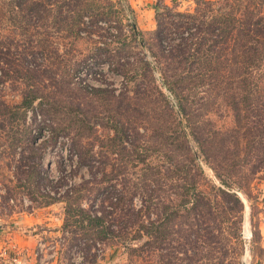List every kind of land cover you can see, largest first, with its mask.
<instances>
[{"label":"rangeland","instance_id":"1","mask_svg":"<svg viewBox=\"0 0 264 264\" xmlns=\"http://www.w3.org/2000/svg\"><path fill=\"white\" fill-rule=\"evenodd\" d=\"M98 1L112 3L114 19H120L117 29L109 27L108 30L109 33L122 34L128 46L124 45V53L127 55L122 57L130 61L141 60L142 64L145 61L150 63L141 68L144 77L141 81L142 87L138 91L131 86L126 91L121 78L113 70L115 67L110 61L108 51L103 49L104 44L97 50L88 39L73 40L65 36L64 32L56 33L54 29L42 26L37 29L36 40L43 38L48 51L43 55L28 53L26 58L21 60L24 49L28 52L25 41L33 32H27V36H16L12 33L13 37L11 36L7 43L12 41L10 50L13 53L8 55L7 61L3 60V54H0V67L20 70L5 75L0 72V252L6 247L1 242L7 234L31 232L43 233L42 242L46 246L35 257L44 263L53 260L54 264H187L184 253L190 255L187 252L189 244L186 240L190 218L186 215L185 207H176L180 216L172 218L167 227L162 224V219H159L158 209L155 217L160 222V233L165 235V232H168L166 238L164 236L163 239L157 240V248L152 253L141 252L146 246L145 238L131 240L130 246L136 249L132 252L126 242L118 238L108 237L100 241L94 238L95 233H91L89 229L87 233H81L75 226L64 228V204H40L45 201L42 196L51 189L50 183L44 180L42 185L40 180V186L37 187L25 175L20 174L21 170H30L29 167L35 165L46 178L62 177L60 182L52 183V186H58L61 191L71 184L77 187L85 179L91 182L85 184L84 190L81 189L84 201L82 205L86 210L112 212L113 216L123 219L124 222L128 220L131 205H127L132 201L134 209L140 207L139 195L132 193V190L139 185L140 181L136 176L144 167L139 161L141 157L134 158L135 155L132 154L134 146H160L157 134L155 135L158 123L156 116L160 105L159 90L164 93L167 104L176 109L175 99L168 90L159 87V84L162 81L161 73L164 71L162 64H165L162 53H167L168 46L176 43L180 37L171 27L177 20L174 17L167 19L161 16L164 19L163 24L168 20L173 22L166 25L171 32L159 48L160 44L154 34L157 27L155 12L166 6L174 10V13H193L198 7H202L201 1L214 3L216 9L233 4L232 0H172L164 4L163 0H151V4L150 0H136L134 5L136 8L140 7V10L130 6L132 13L121 16L117 14L119 8L116 5H129L128 0ZM151 8L154 11L152 14L149 12ZM132 22L136 23L141 32L142 48L136 46L137 40L131 36ZM106 25L110 26L109 23ZM125 34L128 37L125 38ZM4 45H0L2 51ZM59 61L65 62L67 67L74 62L73 72H76L71 78V71L67 77L63 76L62 69L58 68ZM165 71L171 72L170 68ZM172 72L175 70L172 69ZM28 91H35L34 94L38 98L32 108L25 110L20 104ZM135 103H139L141 107ZM46 108L49 109L44 112ZM133 108L136 109L134 116L131 115ZM193 109V114H200L197 119L203 122L202 129L211 134L225 132V144H229L232 156L238 154L239 160H242V166L235 172L237 178H233L239 183V187L234 186L232 189L243 203L242 222L240 226L234 227H240L242 235L237 264H259L263 255L261 245H264L259 230L261 222H264V121L259 120L256 114L262 111L252 108L250 112H245L248 116L245 121L247 127L250 130L256 129L253 127L261 130L260 139L254 140L249 136V146L252 145L249 150L241 147L238 128L235 130L236 135L231 136L235 123L230 108L220 105L214 109L208 108L207 112L196 107ZM120 123L128 129L126 139L112 142L114 133L111 128ZM63 128H67V131L76 128L88 135L89 140H84L90 143L89 147L93 153V166L90 171L79 166L77 168L75 158L71 157L64 145L68 137L63 134ZM154 131L155 133H152ZM37 133H41V137H35ZM191 145L195 150L196 144L192 141ZM255 146L258 148H253ZM255 156H259L263 163L258 165L260 167L257 171L253 169V166L257 165L256 159L253 160ZM199 163L204 177L201 189L208 190L207 185H217L218 182L211 168L202 161ZM163 167H167V163H164ZM165 183L161 181L157 186L165 189ZM115 189L117 192L129 189L122 205L114 209L107 202L100 204V199L103 200L108 191L110 193ZM31 218H34L36 223L32 222ZM221 225L230 226L227 222ZM121 226L123 232L131 233L128 237L131 239L135 229L131 227L128 230L125 225ZM243 233L248 234L247 238ZM49 243L56 246L54 259L49 257L52 252L47 248ZM201 263L203 262L200 261Z\"/></svg>","mask_w":264,"mask_h":264},{"label":"trees","instance_id":"2","mask_svg":"<svg viewBox=\"0 0 264 264\" xmlns=\"http://www.w3.org/2000/svg\"><path fill=\"white\" fill-rule=\"evenodd\" d=\"M201 3L202 7H198L193 13H174V10L166 6L155 12L157 27L154 34L160 44L159 48L171 32L166 25L173 22L168 20L164 26L161 16L177 20L171 27L180 37L176 43L168 46L167 53H162L165 64H162L164 71L159 84L175 99L176 109L167 104L164 93L159 90L160 105L156 116L158 123L156 133H152L157 134L160 146H134L132 154L135 155L134 158L141 157L139 161L144 167L143 172L136 176L140 181L139 185L132 190V193L139 195L140 207L134 209L132 201L127 205H131L129 221L124 222L113 216L112 212L86 210L82 205L84 201L81 189L84 190L85 184L91 182L85 179L77 187L71 184L61 191L58 186H52V183L60 182L62 177L46 178L35 165L30 166V170H21L20 174L25 175L37 187L40 186V180L42 185L44 180L50 183L51 189L42 196L45 201L40 204L48 206L56 202L63 203L64 228L75 226L81 233H87L89 229L91 233H95L94 238L100 241L108 237L118 238L126 242L132 252L136 249L129 242L145 238L146 246L141 252L152 253L157 248V240L164 236L166 238L168 234L160 233L156 212L160 210L159 219L167 227L172 218L180 216L176 207L183 206L190 218L187 226L189 233L186 234L189 244L187 252L190 255L184 253L187 264H200V261L203 262L201 264H237L242 235L240 227H234L240 226L242 222L243 203L232 189L234 186L239 187V183L233 178H237L235 172L242 166V160H239L238 154L232 156L229 144H225V132L211 134L204 131L203 122L197 119L200 114L195 115L192 111L194 107L205 112L208 108L214 109L220 105L228 107L233 111L235 123L231 136L236 135L235 130L238 128L241 147L250 150L252 145L249 146V136L254 140L260 139V129L253 127L256 129L250 130L247 127L245 121L248 116L245 112H250L252 108L258 109L262 112L256 116L264 121V0H232V5L220 9H216L215 4L209 1ZM116 6L119 8L117 14L121 16L132 13L129 5ZM111 8L112 3L98 0H0V45L5 44L3 51L0 48V54L7 61L8 55L13 53L10 50L12 41L7 43L13 37L12 33L27 36V32L31 31L33 33L25 41L28 52L24 49L20 58L25 59L28 53L43 55L48 50L43 38L36 40V32L38 28L45 26L54 29L56 33L64 32L65 36L73 40L88 39L97 50L104 44L103 49L108 51L115 67L113 70L121 78L126 91L131 86L139 91L144 79L141 68L150 63L145 61L142 64L141 60L130 61L122 57L127 55L124 53V45L128 46L122 34L109 33V27L117 29L120 20L114 19ZM18 30L22 32L17 33ZM130 33L137 40L136 46L142 48L141 32L135 22L130 24ZM126 37L128 35L125 34ZM59 64L58 68L62 69L63 76L67 77L70 71V78L75 74L74 62L70 67L63 61H59ZM9 68L0 67V72L5 75L20 71ZM166 68H170L171 72H166ZM34 92L28 91L22 97L20 105L25 110L32 108L37 101L38 97ZM135 104L141 107L139 103ZM47 109L49 108L44 112ZM135 113L136 109L133 108L131 115L134 116ZM111 129L114 133L112 142L126 139L128 129L123 124H114ZM67 130L62 129L63 134L68 137L64 145L71 157L75 158L77 168L79 166L90 171L93 153L90 143L84 140H89L88 135L76 128ZM135 134L137 135L136 131ZM35 137H41V133H37ZM192 141L196 144L195 150L191 145ZM254 158L257 165L253 169L257 171L260 167L258 165L264 161L262 163L259 156L253 157V160ZM199 161L211 168L218 182L217 185H207L208 190L201 189L204 177ZM164 163H167V167H163ZM158 181H165L167 187H158ZM114 191H108L106 197L100 199V204L107 202L114 209L120 207L122 200L129 194V189ZM224 222L230 226H222ZM121 224L128 230L131 227L135 229L131 239L128 238L131 233L123 232Z\"/></svg>","mask_w":264,"mask_h":264},{"label":"crops","instance_id":"3","mask_svg":"<svg viewBox=\"0 0 264 264\" xmlns=\"http://www.w3.org/2000/svg\"><path fill=\"white\" fill-rule=\"evenodd\" d=\"M170 0H163V4L164 3H169ZM135 2L136 0H128V4L129 6H131L133 9H138L135 7ZM139 2V1H138ZM152 3V1L150 0V4ZM141 12V11H140ZM150 14H152L153 8H151V10L149 11ZM139 18V17H138ZM32 222L36 223V220L34 218H31L30 220H32ZM262 227H264V222L262 221L259 227L260 230V235L263 238V243H264V229H262ZM42 234L43 233H14L11 232L10 234H7L4 238L5 240L1 243H4L3 245L6 246L4 247V249L2 251H7V253L9 255L12 256H17L20 259L21 264H42L38 258L35 257V255L37 254V243L40 242L42 240ZM243 235L245 236V238H247L248 234L247 233H243ZM1 247V244H0ZM262 249H263V255H262V260L260 261L259 264H264V245H261ZM1 253V252H0ZM39 261V263H38ZM55 261H49L46 264H54Z\"/></svg>","mask_w":264,"mask_h":264},{"label":"built area","instance_id":"4","mask_svg":"<svg viewBox=\"0 0 264 264\" xmlns=\"http://www.w3.org/2000/svg\"><path fill=\"white\" fill-rule=\"evenodd\" d=\"M172 2V0H170ZM46 244L42 242V240L40 242L37 243V253L41 252L43 249H45ZM48 250H51V254H50V259H54L55 256V248L56 246L53 245L52 243H49L47 245ZM42 264H46L44 262L41 261ZM0 264H21L20 259L17 256H12L6 253V251H3L2 253H0Z\"/></svg>","mask_w":264,"mask_h":264}]
</instances>
